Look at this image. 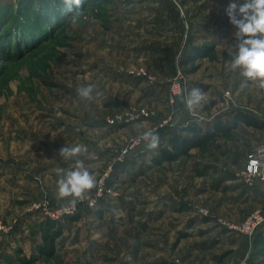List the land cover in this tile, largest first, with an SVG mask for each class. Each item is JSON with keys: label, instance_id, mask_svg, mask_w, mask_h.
I'll use <instances>...</instances> for the list:
<instances>
[{"label": "rangeland", "instance_id": "obj_1", "mask_svg": "<svg viewBox=\"0 0 264 264\" xmlns=\"http://www.w3.org/2000/svg\"><path fill=\"white\" fill-rule=\"evenodd\" d=\"M251 2L0 0V264H264V222L229 226L264 214V164L241 177L264 129L239 123L175 161L159 151L192 122L264 120V88L232 68L227 10ZM77 161L96 186L72 206L57 182ZM66 206L41 251L46 211Z\"/></svg>", "mask_w": 264, "mask_h": 264}, {"label": "clouds", "instance_id": "obj_2", "mask_svg": "<svg viewBox=\"0 0 264 264\" xmlns=\"http://www.w3.org/2000/svg\"><path fill=\"white\" fill-rule=\"evenodd\" d=\"M77 6L81 0H72ZM236 5L230 4L228 15L231 23L238 29L236 33L238 44V54L232 61V68H241L242 75L250 80L258 82V87L264 88V0H252L240 8L241 19L233 15ZM91 88L83 90L82 95L87 96ZM151 133L145 135V139ZM158 137L152 136L148 147L157 146ZM81 152L80 146L72 148H62L61 155L66 157L77 156ZM58 197L63 199L72 197L69 203L72 206L85 199V193L90 192L96 186V179L84 167L82 161L76 162V168L69 171L66 178L58 182Z\"/></svg>", "mask_w": 264, "mask_h": 264}, {"label": "trees", "instance_id": "obj_3", "mask_svg": "<svg viewBox=\"0 0 264 264\" xmlns=\"http://www.w3.org/2000/svg\"><path fill=\"white\" fill-rule=\"evenodd\" d=\"M19 8H21V5ZM16 10L17 9H15V11ZM233 116L234 117L232 121L229 120L226 123L216 122L214 124L213 131L204 130L195 122L190 123V125L185 127V131L192 134L191 137L184 136L179 133L171 135L168 139L169 146L159 148L162 159L164 161H175L180 156H188L190 150L200 146L207 140L213 139L215 135H228L239 123H245L249 127H253L256 129H264V120H259L254 116L242 112H235L233 113ZM58 223L59 222L47 219L42 225V239L45 242V245L44 247L40 248L41 251L43 250L47 253V251L54 249V239H56L57 235H59L60 233L59 229H57L56 227L57 225H59ZM23 263H28V261L24 259Z\"/></svg>", "mask_w": 264, "mask_h": 264}, {"label": "built area", "instance_id": "obj_4", "mask_svg": "<svg viewBox=\"0 0 264 264\" xmlns=\"http://www.w3.org/2000/svg\"><path fill=\"white\" fill-rule=\"evenodd\" d=\"M178 85H179L178 83H174L171 89L174 91H179L180 88L178 87ZM139 116L143 118H150L152 115H150L149 112L142 111L141 113H139ZM140 140L141 139L137 140L130 149L138 145L141 142ZM128 150H126L125 153L128 152ZM250 157L251 158L249 159V163L247 164L246 171L243 173V175H241V177H244V179L248 182L251 180L252 176L257 174L259 167L264 164V147L262 146L256 147L255 151L252 153ZM102 181H104V179ZM108 192H109L108 185H106L104 181V183L100 185L99 190L96 194V197L92 201L89 202V207L93 209L98 208V202L99 200H101L100 199L101 196L107 195ZM98 197H100L99 200H97ZM77 211H78L77 207L66 206L58 210H51V209L50 211L47 210L46 214L48 215V219L55 221V222H61L65 217H70L74 215ZM202 214L207 215V212L205 211ZM263 222H264V214L261 211L257 210L245 222L243 228L235 226V225H229V226L232 230H236V231L242 230L244 232L252 234L254 231H256L259 228V226ZM224 224L226 225V223Z\"/></svg>", "mask_w": 264, "mask_h": 264}]
</instances>
